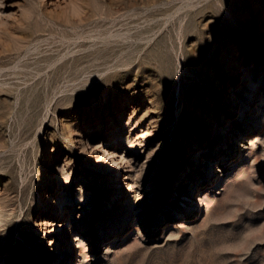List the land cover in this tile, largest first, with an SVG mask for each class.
<instances>
[{
	"label": "rangeland",
	"instance_id": "obj_1",
	"mask_svg": "<svg viewBox=\"0 0 264 264\" xmlns=\"http://www.w3.org/2000/svg\"><path fill=\"white\" fill-rule=\"evenodd\" d=\"M0 264H264V0H0Z\"/></svg>",
	"mask_w": 264,
	"mask_h": 264
},
{
	"label": "bare ground",
	"instance_id": "obj_2",
	"mask_svg": "<svg viewBox=\"0 0 264 264\" xmlns=\"http://www.w3.org/2000/svg\"><path fill=\"white\" fill-rule=\"evenodd\" d=\"M252 98V97H251ZM234 102L236 101L235 99L233 100ZM249 104V103H248ZM247 104V105H248ZM249 117L251 118V119H257L258 118V115L257 114H255V113H253V114H250L249 115ZM207 125L210 127L211 126V122L210 121H208L207 122ZM223 136H226V133L224 132V134H223ZM209 153V152H208ZM211 162H209L208 164H210ZM190 195V194H189ZM53 202V201H52ZM52 202L50 201V198H47V200H45L44 201V205H45V208H48V210L50 209V205L52 204ZM52 217H54L53 215H52ZM60 219V218H59ZM58 222V221H57ZM56 225H58V226H65V221H62V222H59V223H57ZM60 253H61V251H60Z\"/></svg>",
	"mask_w": 264,
	"mask_h": 264
}]
</instances>
